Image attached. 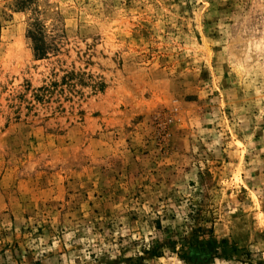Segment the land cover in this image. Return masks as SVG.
I'll return each mask as SVG.
<instances>
[{
	"label": "rangeland",
	"instance_id": "1",
	"mask_svg": "<svg viewBox=\"0 0 264 264\" xmlns=\"http://www.w3.org/2000/svg\"><path fill=\"white\" fill-rule=\"evenodd\" d=\"M0 264H264V0H0Z\"/></svg>",
	"mask_w": 264,
	"mask_h": 264
}]
</instances>
